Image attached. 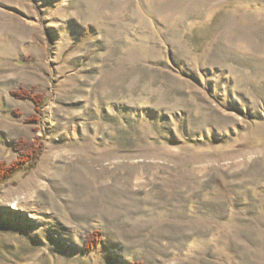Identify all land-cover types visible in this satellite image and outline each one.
<instances>
[{
  "label": "rangeland",
  "instance_id": "rangeland-1",
  "mask_svg": "<svg viewBox=\"0 0 264 264\" xmlns=\"http://www.w3.org/2000/svg\"><path fill=\"white\" fill-rule=\"evenodd\" d=\"M22 140L0 264H264V0H0V162Z\"/></svg>",
  "mask_w": 264,
  "mask_h": 264
},
{
  "label": "trees",
  "instance_id": "trees-1",
  "mask_svg": "<svg viewBox=\"0 0 264 264\" xmlns=\"http://www.w3.org/2000/svg\"><path fill=\"white\" fill-rule=\"evenodd\" d=\"M28 93L18 91L14 92V95L19 98L26 97ZM29 97L33 99L36 103L37 108L40 109L43 104V96L42 95H35L31 96L28 94ZM18 150L20 152L19 158L12 164L6 165L5 162H0V183L11 177L16 171L25 168V169H32L35 167L38 157L41 154V149L38 146V143H30L28 141L22 140L18 145ZM98 242V239L95 236H90L85 243V250L91 251Z\"/></svg>",
  "mask_w": 264,
  "mask_h": 264
},
{
  "label": "bare ground",
  "instance_id": "bare-ground-1",
  "mask_svg": "<svg viewBox=\"0 0 264 264\" xmlns=\"http://www.w3.org/2000/svg\"><path fill=\"white\" fill-rule=\"evenodd\" d=\"M30 198H33V196L30 195L27 197L18 198L17 200L12 202V204L16 207L22 200H30ZM32 218H34L40 224H46L47 223V220L45 219L44 216L34 214L32 216Z\"/></svg>",
  "mask_w": 264,
  "mask_h": 264
}]
</instances>
